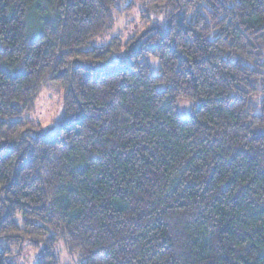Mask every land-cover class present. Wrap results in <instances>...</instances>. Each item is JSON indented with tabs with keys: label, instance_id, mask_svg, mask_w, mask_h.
Wrapping results in <instances>:
<instances>
[{
	"label": "trees",
	"instance_id": "obj_1",
	"mask_svg": "<svg viewBox=\"0 0 264 264\" xmlns=\"http://www.w3.org/2000/svg\"><path fill=\"white\" fill-rule=\"evenodd\" d=\"M119 1L0 0V264H264V0H132L167 26L94 45Z\"/></svg>",
	"mask_w": 264,
	"mask_h": 264
},
{
	"label": "rangeland",
	"instance_id": "obj_2",
	"mask_svg": "<svg viewBox=\"0 0 264 264\" xmlns=\"http://www.w3.org/2000/svg\"><path fill=\"white\" fill-rule=\"evenodd\" d=\"M116 8L112 27L102 36L96 38L93 41L94 45L107 43L114 36L121 37L123 40L128 39L152 25L167 26V18L163 12L150 11L145 4L139 1L121 0ZM149 63L152 71L158 73L157 58L149 57ZM160 88H163V86H160ZM177 104L179 114L182 117L190 114L193 106L192 100L181 98ZM63 114L61 87L58 84L47 82L35 101L34 108L25 113L23 117L41 124L43 129L51 132L58 125ZM37 253V249H33L26 243L20 249L14 250L12 261L15 264H35ZM56 253L59 264H78L79 262L78 253L70 251L61 240L56 244Z\"/></svg>",
	"mask_w": 264,
	"mask_h": 264
}]
</instances>
